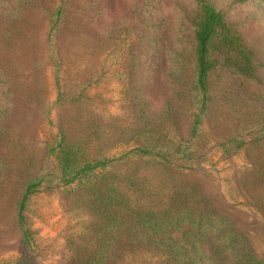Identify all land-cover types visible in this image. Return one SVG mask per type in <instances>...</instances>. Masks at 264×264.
I'll use <instances>...</instances> for the list:
<instances>
[{"label": "rangeland", "instance_id": "rangeland-1", "mask_svg": "<svg viewBox=\"0 0 264 264\" xmlns=\"http://www.w3.org/2000/svg\"><path fill=\"white\" fill-rule=\"evenodd\" d=\"M206 1L252 54L259 78L234 82L238 94L219 65L202 110L190 93L199 0H0V53H7L0 114L11 106L0 127L8 175L0 185V264H69L74 253L83 264L102 238L110 264H174L155 246L131 245L126 228L109 247L105 228L131 210L172 206V216L185 209L188 220L226 217L264 258V0ZM218 46L215 59H226ZM130 99L159 120L164 140L180 137L181 147L164 143L166 160L126 158L142 127ZM56 132L100 142L108 166L95 188L85 184L67 196L61 184L43 186L48 221L28 212L19 221L15 192L32 166H55L49 144ZM186 226L170 237L181 240Z\"/></svg>", "mask_w": 264, "mask_h": 264}, {"label": "trees", "instance_id": "trees-1", "mask_svg": "<svg viewBox=\"0 0 264 264\" xmlns=\"http://www.w3.org/2000/svg\"><path fill=\"white\" fill-rule=\"evenodd\" d=\"M193 25L195 27L196 56L194 62L195 74L190 93L192 95L194 92L198 103L201 104V109L207 110L211 101V75L219 65H222L226 74L231 75L232 85H235L234 82L242 78L256 81L259 77L254 59H251L252 54L243 47L241 39L232 34L224 15L206 0H199ZM217 45H219L218 48L220 47L221 53L226 59H215L213 50ZM6 56V52L0 53V64L2 66L6 63ZM126 71V69H121L118 73H125ZM1 80L3 79L0 77V82H3ZM93 88L94 90L97 89V87ZM234 89L233 91H237L239 94L238 83H236ZM1 91L7 93V89L2 90L1 88ZM125 93L128 95V92ZM7 94L4 96L7 97ZM95 96L98 98L95 102L100 106L104 99H101V94ZM233 97L235 96L233 95ZM133 99L129 101L133 107L136 106L135 112L139 121H142V127L136 131V135L132 140L135 145H129L132 149L125 155L126 158L129 160L135 159L134 157H137L138 153L142 159L153 157L160 161L166 160L168 156L165 153L167 149L164 143L172 145V147L174 145L181 147L180 137L169 133L171 140L168 138L167 142L166 137L168 134L164 140L163 131L156 128V122H159V120L151 116L150 111L146 108L147 106L142 110L141 105L134 104ZM9 107L6 112L10 114L11 106ZM6 112L2 111L0 114L1 128H4L5 123L3 121L7 117ZM195 126L192 132L196 131ZM56 133L55 135L50 133L52 137L50 136L51 141L49 144V154L51 153L50 155L53 156L55 166L51 170L45 167L37 169V166L35 168L32 166L20 183L18 192H15L14 198L16 197L15 201L18 202L19 221L25 218L27 212L31 213L37 220L48 221L50 210L46 205V201L40 196L43 186L61 184L67 196L70 190L83 191L80 190V187L84 189L85 184L89 185L90 188H95L101 182L98 171H103L108 166L109 161H106L107 158L103 155L106 147L101 146L100 142H71L66 136L59 132ZM4 137L5 133L0 129V144L7 139V136ZM242 146L243 144L240 145V147ZM132 153L134 154L132 155ZM3 159V152L0 151V185L5 188L8 175L5 171L2 173V169L7 167ZM173 208L174 206L170 207V211L162 213L131 210L128 218L123 221L109 219L107 225H105V228L107 227L109 230V234L111 233L112 241H109V247L112 246V242L117 246L116 241L119 238L120 230L126 228L134 235L131 245L139 248L144 245L148 247L155 246L158 249V255H163L167 262H173L174 264H205L206 259L211 262H223L224 264H264V258L257 256L249 239L237 229L231 220L222 217L218 213L214 215L201 213L196 218L188 220L186 219L188 213L185 209H181L177 216H172ZM185 226L188 227V230L181 240L170 237L175 232L181 231ZM106 244L107 239L102 238L100 247L95 248L90 254L92 259L83 264H110L111 259L106 258L107 254L110 253L107 251ZM205 247L207 253L202 251ZM74 254L69 264H82L76 258L79 254ZM133 254L135 253L133 252Z\"/></svg>", "mask_w": 264, "mask_h": 264}]
</instances>
